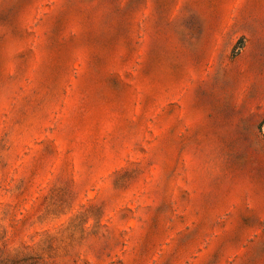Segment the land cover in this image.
<instances>
[{"label": "rangeland", "instance_id": "rangeland-1", "mask_svg": "<svg viewBox=\"0 0 264 264\" xmlns=\"http://www.w3.org/2000/svg\"><path fill=\"white\" fill-rule=\"evenodd\" d=\"M0 264H264V0H0Z\"/></svg>", "mask_w": 264, "mask_h": 264}]
</instances>
